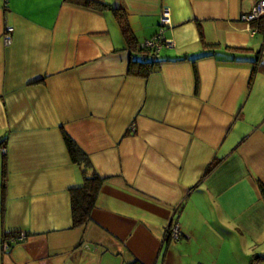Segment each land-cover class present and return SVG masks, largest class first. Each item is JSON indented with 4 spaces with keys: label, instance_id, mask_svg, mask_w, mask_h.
<instances>
[{
    "label": "crops",
    "instance_id": "obj_1",
    "mask_svg": "<svg viewBox=\"0 0 264 264\" xmlns=\"http://www.w3.org/2000/svg\"><path fill=\"white\" fill-rule=\"evenodd\" d=\"M100 1L132 45L110 9L0 0V264H264V34L240 18L258 0ZM164 7L173 45L144 76L134 44ZM63 130L105 177L82 226Z\"/></svg>",
    "mask_w": 264,
    "mask_h": 264
},
{
    "label": "trees",
    "instance_id": "obj_2",
    "mask_svg": "<svg viewBox=\"0 0 264 264\" xmlns=\"http://www.w3.org/2000/svg\"><path fill=\"white\" fill-rule=\"evenodd\" d=\"M73 3L89 7L92 9L103 10L110 9L117 22L118 25L127 40L129 45L133 43V36L130 30L127 16L125 11L119 6H112L107 2L100 0H67ZM251 24L257 28L256 32H260L264 34V14L251 21ZM134 47L139 52V48L136 44ZM258 61V54L255 59H253L252 72L249 82L252 81L253 74L256 71V63ZM159 62V58H153L151 56L141 57L138 53L136 58H133L129 62L130 66H136L138 70H135L136 73L141 75H147L148 72L152 69L155 64ZM62 137L66 148L70 154L71 160L79 165H81V171L83 174V182L80 185L72 187L70 189V199H71V216H72V224L73 226H82L87 223L91 216V211L95 205L97 193L101 186V183L105 179V177L100 176V174L93 168V165L90 162L88 154L76 143V141L66 132L62 131ZM5 155V153H3ZM215 162H210L204 174L211 171L214 167ZM255 184L264 200V184L259 180L255 179ZM5 186V171L3 170V178H2V187ZM10 235H15L11 234ZM9 235H6L7 238ZM128 264H142L141 262L135 260Z\"/></svg>",
    "mask_w": 264,
    "mask_h": 264
},
{
    "label": "built area",
    "instance_id": "obj_3",
    "mask_svg": "<svg viewBox=\"0 0 264 264\" xmlns=\"http://www.w3.org/2000/svg\"><path fill=\"white\" fill-rule=\"evenodd\" d=\"M264 14V0H258V2L252 7V10L249 13L242 14L240 16L241 20L245 22L246 29L250 34H255L257 28L251 24V21L257 19ZM170 24V13L167 7H164L161 12L159 19V28L158 30L148 38H145L137 47L139 48V55L141 57L151 56L153 58L159 57V52L164 46H171L172 40L167 39L163 35L164 27ZM14 27L10 24H6L3 28L2 39L5 44H9L12 41V33ZM2 152L5 153L6 148H1ZM166 235L171 239H178L180 236V228L177 222H171L166 228ZM26 238L24 232L17 233L15 235H10L3 240V248L7 249L11 243L22 241Z\"/></svg>",
    "mask_w": 264,
    "mask_h": 264
}]
</instances>
